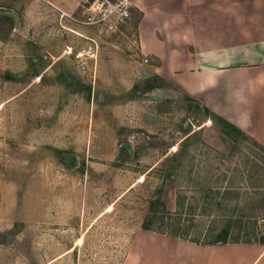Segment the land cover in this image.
<instances>
[{"label": "rangeland", "instance_id": "374dc122", "mask_svg": "<svg viewBox=\"0 0 264 264\" xmlns=\"http://www.w3.org/2000/svg\"><path fill=\"white\" fill-rule=\"evenodd\" d=\"M72 15L0 0V264H210L206 248L264 246V148L155 72L134 11L118 35Z\"/></svg>", "mask_w": 264, "mask_h": 264}, {"label": "crops", "instance_id": "0c3cea01", "mask_svg": "<svg viewBox=\"0 0 264 264\" xmlns=\"http://www.w3.org/2000/svg\"><path fill=\"white\" fill-rule=\"evenodd\" d=\"M155 72L264 148V0H130ZM60 13L81 0H32ZM233 264H264V246L233 244ZM216 256V257H215ZM209 263V262H208ZM204 263V264H208Z\"/></svg>", "mask_w": 264, "mask_h": 264}, {"label": "built area", "instance_id": "2783aa9c", "mask_svg": "<svg viewBox=\"0 0 264 264\" xmlns=\"http://www.w3.org/2000/svg\"><path fill=\"white\" fill-rule=\"evenodd\" d=\"M133 8L130 0H82L71 19L82 25L104 27L108 33L118 35Z\"/></svg>", "mask_w": 264, "mask_h": 264}, {"label": "trees", "instance_id": "16d2710c", "mask_svg": "<svg viewBox=\"0 0 264 264\" xmlns=\"http://www.w3.org/2000/svg\"><path fill=\"white\" fill-rule=\"evenodd\" d=\"M163 207V202L158 199L155 200L151 203L150 205V215L149 217H147L142 225L143 229L145 230H149L155 223V220L158 218L157 216H159L161 209ZM227 233H228V228L227 226H225L222 231H220L219 235L216 237V239L214 240V242H220L219 240H222L224 242V240L227 238ZM221 244V242H220Z\"/></svg>", "mask_w": 264, "mask_h": 264}, {"label": "water", "instance_id": "95a60500", "mask_svg": "<svg viewBox=\"0 0 264 264\" xmlns=\"http://www.w3.org/2000/svg\"><path fill=\"white\" fill-rule=\"evenodd\" d=\"M4 14L11 15V16L14 17V13L13 12H10V11H6V12H4Z\"/></svg>", "mask_w": 264, "mask_h": 264}, {"label": "bare ground", "instance_id": "6f19581e", "mask_svg": "<svg viewBox=\"0 0 264 264\" xmlns=\"http://www.w3.org/2000/svg\"><path fill=\"white\" fill-rule=\"evenodd\" d=\"M177 255V254H176ZM183 255V254H182ZM185 258H187V257H185Z\"/></svg>", "mask_w": 264, "mask_h": 264}]
</instances>
